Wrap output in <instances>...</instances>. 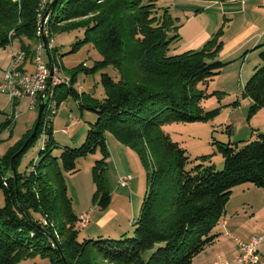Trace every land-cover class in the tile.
Segmentation results:
<instances>
[{
	"label": "trees",
	"instance_id": "1",
	"mask_svg": "<svg viewBox=\"0 0 264 264\" xmlns=\"http://www.w3.org/2000/svg\"><path fill=\"white\" fill-rule=\"evenodd\" d=\"M52 2L0 0V47L16 37L25 38L22 48L31 57L36 42L45 44V36L57 67L51 37L83 29L84 37L72 50L92 43L102 56L92 68L83 65V69L88 73L111 65L116 75L103 73L105 96L89 97L91 102L81 104L95 112L97 119L80 146L65 145L60 156H54L57 144L50 126L35 168L30 173L18 171L22 155L43 131L42 116L35 137H31L33 129L0 157L4 193L0 264H18L37 253L50 255L52 264H191L219 237L214 229L226 214L233 189L246 183L264 188V132L256 129L255 138L241 147L218 141L224 157V168L218 170L204 163L207 156L192 164L187 149L163 128L218 114V108L202 106L208 94L200 85L227 64L219 58L223 31L202 49L173 53L171 44L180 38L176 18L168 9L160 14L154 1L142 4L141 0H56L42 31ZM260 57L261 65L255 66L244 85L254 113L264 107V48ZM68 93L79 96L73 87ZM13 123L0 122V135ZM108 130L140 155L147 168L146 195L133 235L80 240L79 216L68 195L66 173L77 172L78 160L100 148L102 157L93 166L94 198L102 208L109 206Z\"/></svg>",
	"mask_w": 264,
	"mask_h": 264
},
{
	"label": "rangeland",
	"instance_id": "2",
	"mask_svg": "<svg viewBox=\"0 0 264 264\" xmlns=\"http://www.w3.org/2000/svg\"><path fill=\"white\" fill-rule=\"evenodd\" d=\"M141 1L142 4L154 1L160 14L168 9L169 13L176 18L177 24L180 25L179 33L182 37L171 44L173 53L174 51L181 53L191 49L187 48V43L194 35L209 32L210 38L199 46V49H202L209 39L222 30L220 39L224 43L219 53L220 58L224 51H230L233 40L237 38V35L232 34L230 30L227 34V21H224L225 24L220 22L223 11L218 2H211L212 0ZM235 26L232 27L233 31ZM214 28L215 32H212ZM48 35L49 33L46 36ZM83 37V29L60 32L51 37L53 38L52 46L55 47L53 54L56 57V63L59 65H57L58 75L65 80L56 89L57 95L54 100L58 103L57 113L51 124V136L57 144L53 150V155L58 157L65 145L78 147L84 142L87 130L96 121L97 114L87 108H82L81 104L91 102L90 98L101 99L105 96L102 84L103 73L116 75V71L111 65L88 73L83 69L85 64L92 68L95 62L102 58L98 49L92 43L84 44L76 51L72 50L73 44ZM23 41L27 43L28 40L25 38L21 40L16 37L8 45L0 47V82L3 80L5 71L12 60L13 49H21ZM39 43L38 41L35 45ZM195 46L198 47V42ZM195 49L198 50V48ZM252 51H255V53ZM260 52L261 49L257 48L251 50L250 54L253 53L251 57L244 58L242 52L234 56L235 58L225 60L227 64L222 71L206 85H200V88H204L208 94L202 102L204 109H219L218 114L213 118L191 122L176 121L163 126L164 130L175 141L180 142L187 149L192 164L201 162L200 158L207 156L208 158L204 163H212L216 169L221 170L224 168V157L219 151L218 141L238 144L241 147L254 132L252 139L255 138L256 131H258L256 130L257 127L264 129V109L261 108L255 113L251 112V99L244 95V85L253 74L255 66L262 63ZM43 58L44 61H48L45 49ZM220 59L224 61V59ZM72 76H75L74 81H71ZM71 87L76 89L79 96L68 93ZM38 110L39 105L34 109L29 108L27 99L17 104V107H15L16 120L0 135V157H3L11 147L17 146V143L25 139L27 133L34 129L39 115ZM13 111L14 105L10 96L0 91V122H6L8 115H11ZM63 128L70 130V133L64 132ZM74 131L78 136L83 132L81 138H72L71 134L75 133ZM105 135L110 152L106 179L111 191V201L107 208H102L94 198L96 185L93 179V166L95 161L102 157L100 148L78 160L79 169L77 172L66 173L68 195L72 198L74 211L78 216L83 212L91 211V218L86 227H82L79 224L80 221L78 223L80 240L90 237L118 239L125 235H133L146 195L147 168L140 155L129 145L120 142L113 132L108 130ZM49 136V132L45 136L41 133L35 143L24 152L18 171L30 173L35 168L36 162L41 158V147ZM12 172L9 171L8 173ZM127 175L130 176V179L127 185L124 186L120 183V179ZM242 190L243 188H238L233 191L227 206L228 210L226 209L227 214L221 218L214 229L216 233H220L218 240L215 244L207 246L198 254L199 256L209 257L213 252L221 254L226 250L225 245L233 241L239 245L237 239L243 240L240 234L227 232L223 225L224 218L229 217L233 208L238 209L240 207L243 199ZM0 204H4L2 189H0ZM239 213H241L240 210ZM263 215L257 212L255 219H260ZM37 217L40 218L39 215ZM263 223L264 220L260 221L259 225L261 226ZM243 241L248 242L249 240ZM198 255L194 257L191 264H198ZM239 256L230 263L233 264ZM18 264H52V262L50 255L37 253Z\"/></svg>",
	"mask_w": 264,
	"mask_h": 264
},
{
	"label": "crops",
	"instance_id": "3",
	"mask_svg": "<svg viewBox=\"0 0 264 264\" xmlns=\"http://www.w3.org/2000/svg\"><path fill=\"white\" fill-rule=\"evenodd\" d=\"M211 2H218L221 6L223 12L220 16V22L225 24L224 21H227V34L230 30L232 31V34L237 35L236 40L234 39L232 42L230 51H224L220 58L225 61L230 58H235L234 56H237L242 52L243 57L247 58L251 57V55L255 53V51H252L253 53L250 54L251 50H255L257 48L262 50L264 48V0H212ZM236 24L239 26L238 28L235 26ZM233 26H235L234 31L232 30ZM212 32H215V28L212 29ZM179 35L180 38L178 40L182 37L181 33H179ZM210 36L209 32L197 33L188 41L187 48H191L189 50H196L195 48L199 49L201 43L210 38ZM197 42L198 47L195 46ZM174 53L180 52L174 51ZM256 129L264 132L262 127H257ZM74 132L75 133L71 134L72 138H81L83 135V132L80 133L79 136L76 131ZM66 133H70V130ZM253 135L254 133H252L248 139H252ZM115 157L118 159L117 156ZM238 188H243L241 191L243 197L241 205L238 209L233 208L232 210L230 208L232 211L228 218H224L223 225L224 229L230 234L234 232L238 233L243 237V240L248 241L251 237L264 232V223L261 226L259 225V222L264 220V215L260 217V219H255L257 212L264 214V188L246 183L236 186L233 191ZM239 210L242 214L239 213ZM230 236L232 237V235ZM216 241L213 244H215ZM224 247L226 250L221 254H215L213 252L209 257H201L198 255V264H232L230 261L232 262V260L243 252L242 247L235 241L230 242V244H227ZM262 249H264V243L262 245Z\"/></svg>",
	"mask_w": 264,
	"mask_h": 264
},
{
	"label": "built area",
	"instance_id": "4",
	"mask_svg": "<svg viewBox=\"0 0 264 264\" xmlns=\"http://www.w3.org/2000/svg\"><path fill=\"white\" fill-rule=\"evenodd\" d=\"M47 1L43 0L44 5ZM44 49V43L36 45L31 57H28L23 48L13 49L12 60L5 71L3 80L0 82V91L7 93L13 102L14 111L11 115H8V120L11 121L17 118L15 107L20 101L27 99L31 109L40 105L42 101L45 102L42 131L45 136L57 113L58 103L54 100L56 98V87L64 83L65 80L58 75L57 67H54L55 73L54 76H51L49 64L43 58ZM63 131L67 132L68 129L64 128ZM129 179L130 176L121 177L120 183L125 186ZM90 218L91 211L83 212L79 216L81 226L86 227ZM237 242L242 247L243 252L233 264H264V250H262L264 232L252 237L248 242L239 239H237Z\"/></svg>",
	"mask_w": 264,
	"mask_h": 264
},
{
	"label": "water",
	"instance_id": "5",
	"mask_svg": "<svg viewBox=\"0 0 264 264\" xmlns=\"http://www.w3.org/2000/svg\"><path fill=\"white\" fill-rule=\"evenodd\" d=\"M56 0H53L52 4L49 6L45 16H44V19L42 21V24H41V27L42 29L44 28V21L52 7V5L55 3ZM43 39H44V42H45V50L47 52V56H48V64H49V67H50V74L51 76H54V64H53V61H52V57L50 56V53H49V50H48V46H47V40L45 38V36H43ZM42 99H43V96H42ZM44 108H45V102H41L40 105H39V115H38V119H37V122H36V125L34 127V130H33V133L31 135V137H35L37 135V131H38V128H39V125L41 123V119H42V116H43V112H44ZM14 174L16 175V172L15 170L13 171Z\"/></svg>",
	"mask_w": 264,
	"mask_h": 264
}]
</instances>
